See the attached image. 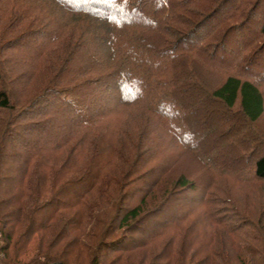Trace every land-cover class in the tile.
I'll use <instances>...</instances> for the list:
<instances>
[{"label":"trees","instance_id":"obj_1","mask_svg":"<svg viewBox=\"0 0 264 264\" xmlns=\"http://www.w3.org/2000/svg\"><path fill=\"white\" fill-rule=\"evenodd\" d=\"M46 54L51 79L27 89L25 72L34 78ZM260 80L264 0H0V264H105L112 254L108 264H224L221 252L202 257L188 235L169 234L179 197L200 188L179 160H163L151 177L147 112L178 115L174 136L186 148L189 124L206 121L231 124L215 143L234 141L264 117ZM139 102L128 137L114 130L106 140L112 111ZM256 136L245 146L242 138L220 172L264 182ZM236 220L248 249L264 242V217Z\"/></svg>","mask_w":264,"mask_h":264},{"label":"rangeland","instance_id":"obj_2","mask_svg":"<svg viewBox=\"0 0 264 264\" xmlns=\"http://www.w3.org/2000/svg\"><path fill=\"white\" fill-rule=\"evenodd\" d=\"M76 33L77 31H75V34ZM26 51L28 50L26 49ZM60 53L62 52L60 51ZM48 58L49 56H47V54L42 57L39 62V72L34 78L33 76L31 78L32 70L25 72L26 75L23 76L24 79L22 82L23 84L30 82L27 89L29 87V90H32L37 84L39 85L44 81L48 82L49 79H51L53 73L46 67L49 64L48 61H46ZM43 66H45V68L41 69ZM246 66L250 67L251 65L244 64L243 67ZM249 69L250 71L257 70L253 65ZM25 70H27V67H20L18 70H15L17 72L16 75L10 74V76L14 75L16 78L18 74L23 73ZM261 82H263L261 88L264 89V81ZM14 89L17 92V88L14 87ZM28 92L29 91H26L25 94ZM125 105L128 106L126 111L120 106L109 115L111 128L113 130L108 129L103 132V135H105V139L110 142L111 140L113 141L111 136H113L114 130H122L121 133H124L123 136L128 137L131 132L127 130V127H129L126 125V120H128L127 115H130L132 112L137 115L138 112L144 110L140 102L135 104L125 103ZM147 114L148 118H150L151 128H149L150 132L145 136L142 148L143 150L152 148L146 155H143V158L145 156V160L149 161L147 166H151V171H154L151 177L155 178V175H157L155 170L163 160L170 164L179 160L180 164H178L176 169L191 175V180L195 181L200 188L195 192H184L183 195L179 197L177 200L178 203L175 204L173 208L174 212L171 211L173 214L171 213L170 216L174 215L175 220L179 217L181 218L179 219V224L174 226L173 229L169 231V234L172 235V233H175L178 234V236L188 235V241H186L187 248L191 250L197 248L200 250L202 257L211 259L213 253L218 257L221 255V252L226 261L224 264H264V242H258L256 244L250 242L251 247L248 249L246 242L249 240L247 241V239L243 237V231H235V228H232V226H235V221H237L236 218L239 216H241L243 220L247 218L252 222L258 217H264V182L257 180L248 181L251 176L249 171L241 175L243 179L239 182L240 180L234 179L229 173H222L219 170V165H224L226 158H228L226 162L227 166L232 167L234 165L231 159L233 158L235 160V156L233 157L232 153L234 154L237 143L241 142L242 138L244 140L243 146H245V141H248L250 136L254 138L258 134L264 135V131L262 130L264 129V117L260 121L259 126L247 125L244 127V129L241 130V136L243 137H237L238 139L234 141H232V138L227 137V139L222 140V143L219 144L215 143V137L217 134L220 137L221 134L229 132L226 131V129L227 126L231 124L227 123L224 129L222 127L218 128V125L217 129L215 123L208 121L198 128H194L193 124H189V134L191 137L189 141L194 144V146L193 148H186L181 144L177 136H174L175 130L173 125L179 122L178 115H175L171 121H168L167 118L164 119L159 115L150 112H147ZM130 123H132V121ZM179 125L181 126L180 122ZM54 126L53 130L57 129V127L59 128V125ZM62 126L60 125L61 129H63ZM67 126L68 127L65 126V129L62 130L63 132L67 129H73L74 127L71 123H68ZM212 128L214 130L217 129L214 136L211 134ZM131 130L132 129H130V131ZM209 134H211V136L208 137L209 139L207 141L205 138ZM132 139H137V135L133 134ZM226 143H230L229 147H231V149L225 150L227 148L225 147ZM199 144L201 148L198 147ZM70 146L71 145L68 147ZM251 146H254V142L251 143ZM126 147L127 145L124 150L128 149ZM255 150V154L258 151H264L263 147H260V145H257ZM244 154H247L246 150L241 153L243 156ZM108 156H111V154L107 152L106 157ZM229 156H231V158ZM114 157L115 155L111 156V158ZM9 171L10 170H8V172ZM151 177L147 179H151ZM207 178L211 180L210 188L206 187L209 182ZM141 180L147 181L146 179ZM203 181L205 185H203ZM150 182L152 181L150 180ZM197 182L200 183L198 184ZM201 184L208 190L201 188ZM152 186L153 184L145 188L149 187L151 189ZM145 188L140 196L147 190ZM138 192L139 190L137 192H129L128 196L130 200L126 203V206L136 203V200L139 199ZM238 223L239 221L236 224ZM245 249H248L249 252ZM217 253L220 255L217 256ZM116 257V254H112L104 263L108 264ZM129 260L132 262L133 259L130 258ZM224 260L221 258L219 261L223 262ZM126 264H128V261H126Z\"/></svg>","mask_w":264,"mask_h":264}]
</instances>
